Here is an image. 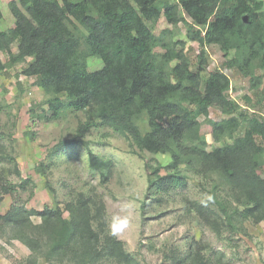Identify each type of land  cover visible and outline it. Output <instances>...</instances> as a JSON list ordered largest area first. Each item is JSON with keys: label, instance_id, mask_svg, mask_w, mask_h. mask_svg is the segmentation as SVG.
Here are the masks:
<instances>
[{"label": "trees", "instance_id": "1", "mask_svg": "<svg viewBox=\"0 0 264 264\" xmlns=\"http://www.w3.org/2000/svg\"><path fill=\"white\" fill-rule=\"evenodd\" d=\"M9 7L15 23L8 31L0 30V78L7 68L31 59L22 74L35 78L50 96L48 120H59L67 111L83 112L81 137L100 127L109 128L141 152L170 154L171 173L163 176L147 168L149 189L168 192L185 186L186 177L177 170L181 164L196 165L203 175L218 174L240 194L242 210H228L218 203L221 214L216 216L229 226L236 220L264 221V113L242 111L236 116L242 106L228 96V76L213 72L205 81L202 77L207 67L204 50L217 46L227 68L262 83L264 75H256L258 70L264 71V0H16ZM182 13L191 28H196L193 39L201 48L197 71H192L188 58L167 42L169 30L159 35L153 31L162 18L169 26L178 27L184 21ZM13 45H17L16 54ZM157 49L164 52L157 53ZM4 53L6 62L1 58ZM92 57L101 61L100 70L89 69ZM174 61L178 63L172 67ZM211 107L220 109L227 118L210 120ZM201 117L217 140L222 136L233 139L246 124L244 134L209 151L206 138L200 134ZM142 119L148 125L146 132L139 125ZM77 143L81 142L74 139L53 146L46 163L36 167L38 174L48 177L58 156ZM81 144L90 169L106 179L110 161L96 155L88 143ZM6 157L0 149V162ZM14 172L20 175L17 165ZM26 186L27 181L21 187ZM14 191L13 186L4 187L6 194ZM196 209L208 223L215 222L214 212L201 205ZM65 210L68 218L60 208L28 211L14 205L6 214L0 213V222L23 228L31 223V216H39L40 230L49 242L42 257L49 263L137 264L106 227L105 208L98 195L81 193L66 203ZM25 244L32 252L42 248L35 236ZM177 261L224 264L222 254L215 259L200 251H188Z\"/></svg>", "mask_w": 264, "mask_h": 264}, {"label": "rangeland", "instance_id": "2", "mask_svg": "<svg viewBox=\"0 0 264 264\" xmlns=\"http://www.w3.org/2000/svg\"><path fill=\"white\" fill-rule=\"evenodd\" d=\"M12 1L16 0H0L1 31L14 27L15 19L9 7ZM182 17L184 21L176 28L162 18L153 31L159 35L163 30H169L170 34L165 37L167 42L188 58L192 71H197L201 48L193 39L196 28H191L190 20L183 13ZM12 52L17 53V45H13ZM156 52L162 54L164 50L157 49ZM204 52L207 67L202 74L203 81L213 72L228 76L231 84L228 96L242 106L236 116L242 111L249 115L263 114L264 78L258 85L257 81L227 68L217 46H206ZM1 58L3 62L8 61L6 53ZM30 61L7 68L0 78V149L7 153L0 162L2 215L12 206L19 205L28 211L60 208L68 218L69 213L65 210L68 201L81 193L96 194L105 208L106 227L123 242L126 252L137 264H179L177 260L184 258L188 251H200L202 255L215 256V259L222 254L224 264H264V221L236 220L229 226L216 216L221 214L218 203L228 210H242L240 194L220 175H203L196 165L181 164L177 170L186 177L185 186L174 187L168 192L149 189L147 168L150 171L156 169L163 176L171 173V155L141 152L129 139L109 128L100 127L81 137L79 128L85 122L83 112L67 111L59 120H48L51 112L47 100L50 96L38 86L35 78L22 74ZM177 63L174 61L171 66ZM102 67L98 59H89L91 71ZM263 75L264 71H257L258 78ZM226 118L220 109L209 108L210 120L221 122ZM198 121L200 134L206 138L209 151L231 144L244 134L246 126L239 127L233 139L222 136L217 140L206 119L201 117ZM139 125L144 132L148 130L145 119ZM74 139L88 143L96 155L110 161L112 167L106 179L90 169L86 148L81 143L68 147L58 156L56 168L48 172V177L38 174L36 167L46 163L53 146ZM16 165L20 175L14 172ZM26 181L27 186L22 188ZM6 186H13L15 191L6 194ZM197 205L214 212L211 216L215 222L208 223L197 212ZM30 220L31 223L23 228L0 222V264H55L42 257L49 248V242L40 230L42 220L37 215L31 216ZM30 236L41 240L40 252H32L25 244ZM98 264L118 263L103 261Z\"/></svg>", "mask_w": 264, "mask_h": 264}]
</instances>
